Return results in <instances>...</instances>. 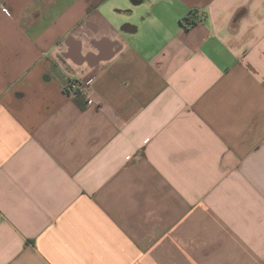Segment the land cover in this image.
Here are the masks:
<instances>
[{
	"label": "crops",
	"instance_id": "crops-1",
	"mask_svg": "<svg viewBox=\"0 0 264 264\" xmlns=\"http://www.w3.org/2000/svg\"><path fill=\"white\" fill-rule=\"evenodd\" d=\"M0 9V264H264V0Z\"/></svg>",
	"mask_w": 264,
	"mask_h": 264
},
{
	"label": "built area",
	"instance_id": "built-area-1",
	"mask_svg": "<svg viewBox=\"0 0 264 264\" xmlns=\"http://www.w3.org/2000/svg\"><path fill=\"white\" fill-rule=\"evenodd\" d=\"M1 11H5V10L0 9V12ZM68 89L70 90L72 96H74V97H77L78 94H80L83 91L81 85L77 82H73V83L69 84ZM92 104H93V102L89 101L87 105L91 106Z\"/></svg>",
	"mask_w": 264,
	"mask_h": 264
},
{
	"label": "trees",
	"instance_id": "trees-1",
	"mask_svg": "<svg viewBox=\"0 0 264 264\" xmlns=\"http://www.w3.org/2000/svg\"><path fill=\"white\" fill-rule=\"evenodd\" d=\"M195 22H188V27L194 25Z\"/></svg>",
	"mask_w": 264,
	"mask_h": 264
}]
</instances>
